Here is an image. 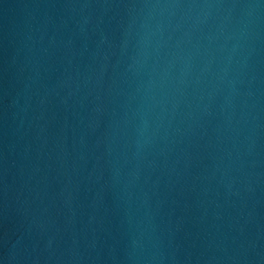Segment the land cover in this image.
Instances as JSON below:
<instances>
[{"label": "water", "instance_id": "1", "mask_svg": "<svg viewBox=\"0 0 264 264\" xmlns=\"http://www.w3.org/2000/svg\"><path fill=\"white\" fill-rule=\"evenodd\" d=\"M0 264H264V0H0Z\"/></svg>", "mask_w": 264, "mask_h": 264}]
</instances>
